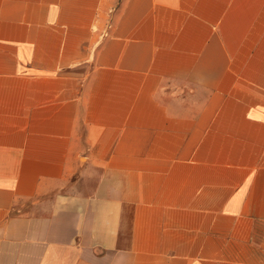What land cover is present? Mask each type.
<instances>
[{
    "label": "crops",
    "instance_id": "obj_1",
    "mask_svg": "<svg viewBox=\"0 0 264 264\" xmlns=\"http://www.w3.org/2000/svg\"><path fill=\"white\" fill-rule=\"evenodd\" d=\"M0 264H264V0H0Z\"/></svg>",
    "mask_w": 264,
    "mask_h": 264
}]
</instances>
